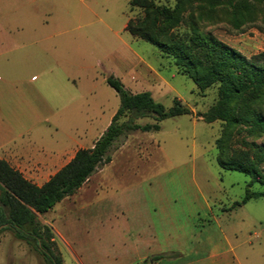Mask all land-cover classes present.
<instances>
[{
  "label": "rangeland",
  "instance_id": "rangeland-1",
  "mask_svg": "<svg viewBox=\"0 0 264 264\" xmlns=\"http://www.w3.org/2000/svg\"><path fill=\"white\" fill-rule=\"evenodd\" d=\"M142 16L143 10L130 0H0V113L29 115L32 107L18 99L43 97L50 127L76 133L88 145L120 105L106 82L110 75L131 92L150 91L166 107L178 98L191 110L161 120L159 130H136L117 139L108 152L111 161L91 175L83 190L37 218L51 227L63 264L143 261H114L122 229L128 228H153L163 240L162 250H174L152 254L149 260L162 254L163 263H185L190 250L217 242L223 232L236 244L241 264H264V196L234 205L247 188L258 192L262 186H249L248 175L219 166L216 139L224 124L202 118L217 100V86L201 90L171 56L125 29L129 19ZM196 23L200 31L247 57L264 50L261 15L240 31L220 9ZM58 96L68 100L61 108ZM91 116L94 129L84 137ZM243 135L232 137L231 150ZM256 141L264 142V137ZM0 264L45 263L38 251L6 229L0 230Z\"/></svg>",
  "mask_w": 264,
  "mask_h": 264
},
{
  "label": "trees",
  "instance_id": "trees-1",
  "mask_svg": "<svg viewBox=\"0 0 264 264\" xmlns=\"http://www.w3.org/2000/svg\"><path fill=\"white\" fill-rule=\"evenodd\" d=\"M263 1L175 0L173 6H168L154 0H130L132 7L143 10V16L129 19L125 26L130 34L171 56L181 72L201 90L217 86V100L202 114L208 123L220 120L224 124L221 136L216 139L217 162L222 169L248 175L249 186L253 183L262 186L258 192L247 188L241 202L234 205L264 196V142L256 141L264 137V50L247 57L200 31L196 21L209 20L220 9L239 31L261 15L263 25L259 28L264 30ZM185 23L188 29L180 32ZM106 82L120 98L108 126L92 147L78 149L46 182L41 185L30 182L0 158V230L10 229L38 251L45 264H63V260L51 227L42 224L37 216L73 195L98 168L109 163L108 152L117 139L136 130H159L161 120L191 114L178 98L173 99L171 107H166L150 91L133 93L113 75ZM146 117L154 122H139ZM241 133L244 135L239 147L231 150L232 137ZM161 257L162 254L155 255L135 264H151Z\"/></svg>",
  "mask_w": 264,
  "mask_h": 264
},
{
  "label": "crops",
  "instance_id": "crops-1",
  "mask_svg": "<svg viewBox=\"0 0 264 264\" xmlns=\"http://www.w3.org/2000/svg\"><path fill=\"white\" fill-rule=\"evenodd\" d=\"M58 97L61 108V104H66L68 100L66 97ZM18 102L20 105H30L33 112L29 115L0 113V158L7 161L30 182L36 185L43 184L68 163L78 149L93 146L94 139L86 145L82 142V136L76 133L66 134L56 127L52 129L50 115L44 112L46 101L43 97H22ZM87 119L89 123L84 128V137L94 129V117ZM90 180L91 176L77 191L83 190ZM218 237L217 242L210 240L203 249L194 247L190 250L187 261L182 264H241L236 244L223 232ZM162 241L153 228L145 231L122 229L120 241L113 251L114 261H132L134 257L145 260L152 254L174 251L168 247V250H162ZM151 264L166 263L157 260Z\"/></svg>",
  "mask_w": 264,
  "mask_h": 264
},
{
  "label": "water",
  "instance_id": "water-1",
  "mask_svg": "<svg viewBox=\"0 0 264 264\" xmlns=\"http://www.w3.org/2000/svg\"><path fill=\"white\" fill-rule=\"evenodd\" d=\"M1 228V227H0Z\"/></svg>",
  "mask_w": 264,
  "mask_h": 264
}]
</instances>
